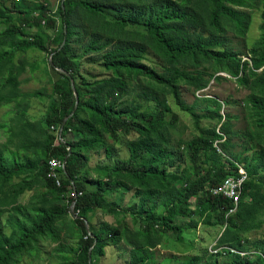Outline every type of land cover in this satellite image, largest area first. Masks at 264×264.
Returning a JSON list of instances; mask_svg holds the SVG:
<instances>
[{
  "label": "trees",
  "instance_id": "1",
  "mask_svg": "<svg viewBox=\"0 0 264 264\" xmlns=\"http://www.w3.org/2000/svg\"><path fill=\"white\" fill-rule=\"evenodd\" d=\"M0 1V22L5 26L0 31V109L14 105L9 122L0 124L7 139L0 142V264H19L41 238L52 236L57 224L69 217L81 235L77 247L66 253L58 249L64 253L61 264H95L96 258L105 257L108 246L122 243L132 248L127 264H150L152 252L166 233L195 230L200 223L219 228L214 239L218 247L264 256V239L248 240L245 235L261 229L264 223V154L259 152V159L252 158V163L245 164L249 176L236 211L227 215L232 202L214 196L211 190L230 175H237L238 164L243 160L228 149L230 136L236 132L231 130L230 116L221 113L223 103L216 98L200 101L216 105L211 116L216 114L220 126H198L200 135L189 143V163L185 168L172 155L175 149L170 147L167 135L175 119H164L163 114L171 109L160 97L172 95L180 110L192 113L194 109L181 100L178 81L182 80L195 93L206 89L211 79H223L216 74L226 73L250 90L247 101L260 130L257 137L264 142L260 136L261 131L264 133V0L260 2L262 36L250 51L251 63L222 46L217 34L222 35L226 26L242 33L248 23L244 9L252 8L257 0H136L144 13L141 40L117 44L113 39L126 37L129 23L141 22L138 18L112 20L105 13L104 7H114L112 4L122 0H64L58 7L61 30L57 28V15L48 9L46 0L37 9L18 7L14 2L7 6ZM83 20L103 35L91 41L85 55L103 53L104 70L111 75L108 79L86 82L70 56L77 24ZM188 27H203L211 34L189 32ZM145 43L163 62V73L143 64ZM32 49L47 53L55 68L69 73L75 92L70 78L56 72L59 78L50 94L46 90L23 93L19 78L25 72V63L15 62V56ZM130 81H143L150 86L143 88L141 99L156 105L158 112L153 116L138 104L125 108ZM75 93L79 99L77 109ZM43 99L49 102L45 119L30 120L32 101ZM74 111L64 127V142L56 144L64 119ZM120 132L138 135L129 143L128 159L116 158V148L109 143ZM102 150L107 159L115 160V165H97V177L92 179V172L86 171L91 153ZM8 152L31 157L10 159ZM52 158L67 161L58 169L60 187L47 177L48 161ZM16 179L20 181L16 183ZM39 183L46 191L33 195L28 207L21 205V196ZM71 188L82 195L68 198ZM133 189L139 199L137 212L120 209L107 200L110 195ZM73 202L75 210L80 211L77 218L70 213ZM98 210L117 217L116 221H123L124 226L102 223L96 229L92 214ZM6 213H10L6 221L9 234L2 224ZM128 215L137 222L136 227L126 222ZM182 217L188 222L179 226L177 222ZM95 240L89 262V250ZM205 252L206 256L181 257L180 264H264L259 254L248 261L227 250L217 255L210 254L207 248Z\"/></svg>",
  "mask_w": 264,
  "mask_h": 264
},
{
  "label": "rangeland",
  "instance_id": "2",
  "mask_svg": "<svg viewBox=\"0 0 264 264\" xmlns=\"http://www.w3.org/2000/svg\"><path fill=\"white\" fill-rule=\"evenodd\" d=\"M64 0H46L48 9L52 13H56L57 28L61 30L63 27L62 18L58 12V7ZM5 5H10L13 2L17 3L18 7L25 9H37L43 5V0H3ZM261 0H257L253 3V7L244 9L248 14V23L246 29L242 33L236 32L233 28L224 27V33L219 35V41L223 43L222 46L240 54L244 58H250V51L254 47L255 43L261 38V24H262V12L263 8ZM1 3V1H0ZM140 2L136 0H122L115 4L114 7H104V11L111 19L138 18L141 22L133 24L129 23L127 26V35L123 39H113L114 44L120 41L124 42H140L141 34H143L142 20L143 11L139 7ZM5 28L4 24L0 22V31ZM187 30L192 32H202L205 36H209L211 33L203 27L193 28L188 27ZM96 26H92L87 21H80L77 24L76 37L73 39L70 45V56L73 61L80 67V76L88 83L108 79L111 75L104 70L103 53L85 55L86 50L91 43L99 36ZM146 46L145 57L143 58V64L157 73H163L165 66L163 62ZM50 57L47 53H43L41 50L32 49L25 53H17L15 56V62L25 63V72L20 76L21 86L20 89L23 93H31L40 90H46L47 94L52 91V85L58 80L56 70L49 64ZM193 72V69H188ZM210 71V70H209ZM223 77L220 81L210 80L206 89L200 93L195 92L187 88L182 80L178 81L177 86L181 95V100L187 107H192L194 110L192 113H188L180 110L173 100L172 95H160L162 100L171 109L170 112L164 113V119H175L173 127L168 130V141L170 147L175 149V154H172L177 162L182 167H187L189 163V156L187 154V148L189 143L200 135L199 128H211L218 125L216 114L212 117L211 111L216 110V105H207L201 103L202 99L216 98L223 107L221 113L230 116V127L232 132H236V135L230 136V143L228 149L234 154H239L242 158L240 166L250 164L254 159H259V152L264 154V142H261L257 137V132L260 131L256 121L254 111L248 104V96L250 90L240 85L234 78L228 77L226 74H216ZM149 85L141 81L139 83L135 81L129 82L130 96L125 100V108H130L134 104L142 106V110L147 112L150 116H153L158 112L156 105L153 102H147L141 99L143 94V88ZM150 87V86H149ZM14 105L4 106L0 109V124L9 122L12 117V110ZM49 102L46 99L34 100L31 103L28 117L32 121H41L45 119L48 112ZM220 126V124L218 125ZM260 136L263 138L264 133L261 131ZM138 138L137 134L126 135L120 132L117 137L109 139V143L116 148V158L128 159L130 157L129 143ZM6 136L3 131L0 130V142H6ZM14 149L13 147H11ZM10 159L14 157L22 159L23 157H31L29 154L18 153L14 155L8 152ZM253 158V160H252ZM179 159V160H178ZM97 165L102 166H114V159H107L105 152H93L91 153L89 164L86 171L91 173L92 179L97 177V173L94 171ZM264 173V171H262ZM84 177V173L80 179ZM20 179H16L15 182H19ZM41 183L34 186L31 191H26L21 196L19 203L28 207L32 201L33 195L42 194L45 192ZM135 190L130 192L121 191L113 195L108 196L107 200L113 202L120 207V209H126L129 212H137L138 210V198L134 196ZM72 205V204H71ZM71 208V206H70ZM10 213H6L2 218V224L4 226L5 233H10V228L6 225V221ZM92 216V220L95 221V228L98 229L102 222H106L112 227L124 226L123 221L117 223V217L105 214L102 210L95 211ZM188 222V218H179L177 224L182 226ZM128 224L137 226V222L134 219H128ZM219 232V228L215 226H206L201 223L195 230H185L182 233L168 232L163 237L160 247L156 248L152 252V256L149 260L150 264H180L181 257L202 255L206 256L205 249L212 243L213 239ZM81 232L71 217L60 221L57 224L56 231L52 236L41 238L38 246L36 245L29 254H25L21 257L19 264H61V257L64 255L62 251L58 249H64L65 253L69 248H75L78 245ZM246 239L261 241L264 239V223L262 228L253 230L245 234ZM107 248H110L109 246ZM114 250V248H110ZM92 260V255H91ZM123 263L126 264L128 257ZM221 261V259H218ZM100 259L96 258L95 264H101Z\"/></svg>",
  "mask_w": 264,
  "mask_h": 264
},
{
  "label": "built area",
  "instance_id": "3",
  "mask_svg": "<svg viewBox=\"0 0 264 264\" xmlns=\"http://www.w3.org/2000/svg\"><path fill=\"white\" fill-rule=\"evenodd\" d=\"M244 60H247L251 63L250 58H244ZM220 74H226V73H220ZM226 75L228 77H231L228 74ZM59 142H61V140H60L59 131H58V138H57L56 144H59ZM48 165H49V170L47 172V177L53 180L57 186L59 187L62 186L61 177H60V173L58 172V169L64 167V163H62L57 158H52L48 161ZM240 165L241 164H238V174L237 175H230L229 177L225 178L218 186L212 188L211 190L214 196H221L232 202L233 208L228 212L227 215H231L236 211L242 186L249 176L245 166H240ZM81 195H82V192H78L76 188H71L68 193V198H72V197L77 198L78 196H81ZM79 212L80 211L75 210L74 217H79ZM207 250L212 255H217L218 253H224V251L227 250L229 251V253L234 254V255H239L241 258L247 259L248 261H251V259L253 258L255 254H259L264 260V256L262 254L254 252V251L244 252V251H238V250L228 248V247H218L216 244V240L213 241L207 247Z\"/></svg>",
  "mask_w": 264,
  "mask_h": 264
},
{
  "label": "crops",
  "instance_id": "4",
  "mask_svg": "<svg viewBox=\"0 0 264 264\" xmlns=\"http://www.w3.org/2000/svg\"><path fill=\"white\" fill-rule=\"evenodd\" d=\"M129 218L131 219L130 215H128V217L126 218V222ZM102 223H106V222H102ZM92 224L95 226L94 220H92ZM100 227H101V225L97 228H100ZM213 241H215V240L213 239ZM213 241H211V242H213ZM109 247L114 248L115 252L113 250L109 251L110 248H107L105 257H102L99 261V262H101V264H124L123 261L124 262L126 261L125 259L129 256L130 250H132V248L127 246L125 243H122L120 246H112L111 245ZM158 247H160V245H158L157 248Z\"/></svg>",
  "mask_w": 264,
  "mask_h": 264
},
{
  "label": "water",
  "instance_id": "5",
  "mask_svg": "<svg viewBox=\"0 0 264 264\" xmlns=\"http://www.w3.org/2000/svg\"><path fill=\"white\" fill-rule=\"evenodd\" d=\"M63 2H64V1H63ZM62 5H63V4H62ZM64 45H65V42L63 43L61 49L64 47ZM61 49H60V50H61ZM60 50H59V51H60ZM49 64H50V66H51L53 69L56 70V72H58V73H60V74H62V75H64V76H66L67 78H70L71 83H72V88H73V90H74V92H75V87H74V84H73V80L71 79V75H70L69 73H67V72H65V71H63V70H61V69L55 68L54 65H53V62H52V57H50ZM75 98H76V109H77V107H78V105H79V99H78V96H77L76 93H75ZM74 113H75V111H74L69 117H66V118L64 119L63 124L61 125V127H60V129H59V137H60V140H61L62 142H64V141H63V131H64L65 124H66V122L68 121V119L71 118V117L74 115ZM66 162H67V161L65 160V161H64V165L66 164ZM75 207H76V202H73L72 205H71V208H70V211H71L70 213H71V215H72L73 217H74V215H75ZM75 218H77V217H75ZM81 219H83V218L81 217ZM85 223H86V227H87V229H89V223H88V221L86 220ZM92 236L95 238V235H92ZM95 244H96V240H95V242H94V245H93V246L90 248V250H89V257H90L89 262H91V255H92V251H93V248H94Z\"/></svg>",
  "mask_w": 264,
  "mask_h": 264
},
{
  "label": "bare ground",
  "instance_id": "6",
  "mask_svg": "<svg viewBox=\"0 0 264 264\" xmlns=\"http://www.w3.org/2000/svg\"><path fill=\"white\" fill-rule=\"evenodd\" d=\"M86 53V52H85ZM10 203V202H9ZM38 246V245H37ZM72 259V258H71Z\"/></svg>",
  "mask_w": 264,
  "mask_h": 264
}]
</instances>
